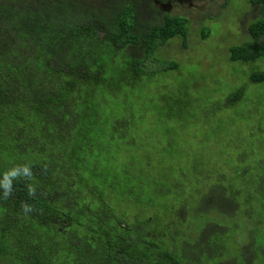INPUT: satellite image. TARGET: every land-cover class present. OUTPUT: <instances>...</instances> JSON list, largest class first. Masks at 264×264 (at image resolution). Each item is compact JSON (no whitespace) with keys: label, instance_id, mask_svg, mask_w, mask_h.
Instances as JSON below:
<instances>
[{"label":"trees","instance_id":"1","mask_svg":"<svg viewBox=\"0 0 264 264\" xmlns=\"http://www.w3.org/2000/svg\"><path fill=\"white\" fill-rule=\"evenodd\" d=\"M253 2L264 14V0ZM160 14L142 0H0V175L31 162L37 186L30 198L19 180L10 199L0 198V264H196L177 243L165 244L177 231L169 218L159 225V182L146 180V169L128 158L130 114L116 118L107 135L97 127L104 101L163 65L169 41L188 39V20ZM248 31L252 42L230 48L231 61L263 55L264 17ZM252 80L264 82V73ZM175 185L185 191L184 181ZM214 190L216 201L210 192L203 199L224 214L213 217V227L228 238L227 218L240 207L225 197L224 184ZM117 196L143 210L133 223L118 215L125 210L116 207ZM24 201L35 207L27 216ZM147 208L154 211L146 217ZM207 250L213 264H230L220 237Z\"/></svg>","mask_w":264,"mask_h":264},{"label":"rangeland","instance_id":"2","mask_svg":"<svg viewBox=\"0 0 264 264\" xmlns=\"http://www.w3.org/2000/svg\"><path fill=\"white\" fill-rule=\"evenodd\" d=\"M142 1L161 14L188 20V39L169 41L161 50L167 58L163 65L147 71L122 97L104 101L97 127L107 135L116 118L130 114L134 138L128 158L146 169V180L159 182L163 196L155 198L150 189L145 194L163 212L159 225L168 218L175 224L167 246L177 243L184 259L194 255L196 264H213L207 249L213 252V239L220 237L228 263L263 264L264 82L252 77L264 73V48L261 58L249 62L231 61L230 48L252 42L248 26L264 14L253 0ZM259 43L264 45V37ZM172 64L175 68H168ZM236 92L237 102L227 104ZM182 181L185 191L180 192L175 183ZM219 183L240 207L236 217L227 218L228 238L213 227V217L217 221L224 214L203 199L210 192L216 201L213 185ZM119 198L116 207L125 211L118 215L133 223L143 210ZM107 199L114 203L113 197ZM153 211L147 208L144 214Z\"/></svg>","mask_w":264,"mask_h":264},{"label":"clouds","instance_id":"3","mask_svg":"<svg viewBox=\"0 0 264 264\" xmlns=\"http://www.w3.org/2000/svg\"><path fill=\"white\" fill-rule=\"evenodd\" d=\"M46 171V168L44 169ZM19 180L26 181V190L30 198H34L37 195V186L32 181L34 180V173L32 170L31 162L16 164L13 167L5 170L0 175V193H2V199L8 200L14 194V183ZM21 211L27 216L35 211L34 205L24 201L21 203Z\"/></svg>","mask_w":264,"mask_h":264}]
</instances>
